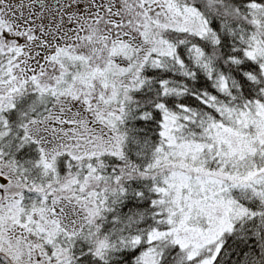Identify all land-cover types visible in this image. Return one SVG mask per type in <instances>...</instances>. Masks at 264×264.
Masks as SVG:
<instances>
[{
    "label": "snow or ice",
    "instance_id": "6c2138e0",
    "mask_svg": "<svg viewBox=\"0 0 264 264\" xmlns=\"http://www.w3.org/2000/svg\"><path fill=\"white\" fill-rule=\"evenodd\" d=\"M0 264H264V0H0Z\"/></svg>",
    "mask_w": 264,
    "mask_h": 264
}]
</instances>
